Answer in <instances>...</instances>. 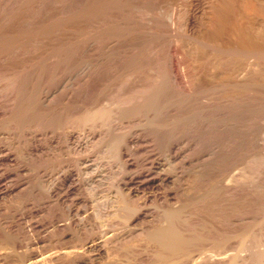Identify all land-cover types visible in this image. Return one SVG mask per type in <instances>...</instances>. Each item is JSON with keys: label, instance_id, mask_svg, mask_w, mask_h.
I'll list each match as a JSON object with an SVG mask.
<instances>
[{"label": "rangeland", "instance_id": "obj_1", "mask_svg": "<svg viewBox=\"0 0 264 264\" xmlns=\"http://www.w3.org/2000/svg\"><path fill=\"white\" fill-rule=\"evenodd\" d=\"M158 9L0 0V264H264V104L137 100L169 44Z\"/></svg>", "mask_w": 264, "mask_h": 264}, {"label": "bare ground", "instance_id": "obj_2", "mask_svg": "<svg viewBox=\"0 0 264 264\" xmlns=\"http://www.w3.org/2000/svg\"><path fill=\"white\" fill-rule=\"evenodd\" d=\"M83 2L81 1V4H83ZM111 3H112V1H111ZM166 3L167 4L169 3L168 5L170 6L169 7L170 14H169V11H168V13H166V9H168V7H165L163 5V4L166 5ZM162 5L166 8L165 9L163 7L165 9V11L161 10ZM95 6H97V5H95ZM95 6H94V8H95ZM104 6H106V5H104ZM82 8H80V9H82ZM104 9H107V7ZM142 9H144V8H142ZM157 9H158L157 10V21H156L157 22V29H155V30H157V39L156 40H157V42L162 40V35H161L162 32H160V31H163V30H160V29H163V28H161L163 21H161V15L168 14L169 15L168 20H167L168 23L165 24V22H164V24L167 26V29L165 28L167 31H166V35H164L165 33L163 35L167 39L165 43H167V41L169 40L168 41L169 44H168L167 49H166V46H164L166 49L165 53H164L163 50H161L164 47L161 48V44L157 43L159 45V48L156 49L157 55H158V56H156L157 57V65H156L157 66V76L156 77L154 76V78H153V79H157V84L155 83V86L149 85V86H147L146 89H145V84H144V86H143L144 90H142V93L139 92L138 93L139 95L138 94H137L138 96L136 95L137 100L143 101L146 99L147 101H149L148 100L149 97L151 98L153 95H157V104H159V102H162V101L167 102L168 93H170L169 91H171L172 87H173V89L175 91L172 90L169 96H174V97L175 96H178V97L181 96L182 101L184 100V98L186 99L185 101H188L189 99L193 100L198 96L201 97V95L203 96V94H202L203 92L210 93V95L206 93V96H205L206 100L209 101V102L205 101V103L206 102L208 103V104L206 103L205 107H210V108H214V106H216V108L217 107L221 108L220 106H223L225 104H232V105L238 104L240 107L241 106L243 107L244 105L247 106L248 104H250V105L255 104V103H257V105H258V103L264 104V0H157ZM155 11H156V9H155ZM142 13H144V11ZM135 14H136V11H135ZM109 15H110V13H109ZM110 17H108V19ZM95 18H96V16H95ZM130 18H128V20ZM139 18H141V16ZM104 19H106V18L104 17ZM116 19H118V18H116ZM133 19H134V17H133ZM113 20H115V19H113ZM118 20H120V19H118ZM126 21H127V19H126ZM139 22H141V21H139ZM133 25H134V22H133ZM154 25H156V24H154ZM150 34L152 35V33H150ZM149 38H147V39H149ZM81 41L83 43L84 40L81 39ZM130 41H131V39H130ZM164 45H166V44H164ZM160 50L162 51V53ZM131 51H129V52H131ZM150 51H152V50H150ZM159 51H160L161 55L163 53L165 54V56H163L164 59H160V56L158 54ZM135 52H134V54H135ZM152 53H151V56H152ZM129 56L131 59L132 56L131 55H129ZM147 56H149V55H147ZM133 57H134V55H133ZM158 59H160V60H158ZM151 60H152V58H151ZM174 65H178L176 69H178L179 66H181V73H180V68H179V70H177L179 72L180 76L182 75L181 77H179L178 72H176L178 74V76L176 74L172 73L174 70L171 71V69L174 68ZM152 68H154V67H152ZM152 68H151V70H153ZM146 69L147 68H145V70ZM140 71L141 70H139V72ZM133 72H134V70H133ZM143 72H144V70H143ZM135 73H137L139 75L141 72L138 73L135 70ZM133 74L131 75V73H130L129 75H131V77H132ZM137 74H134V76L136 77ZM138 75H137V77H138ZM6 76H7V74H6ZM137 77H136V79H139ZM139 77H141V76L139 75ZM128 78H129V80H131V78L129 76L126 79H128ZM5 80H6V78H5ZM7 80H8V78H7ZM154 81H156V80H154ZM7 82H9V81H7ZM10 82L13 83V81H10ZM127 82H128V80L126 81V83ZM171 85H176V88H174V86H172L170 88ZM143 87H140V89H142ZM123 89H125V88H123ZM163 93H165V94L167 93L166 99L162 98ZM207 95L210 97V99L213 100V103L211 102V104H210V100L207 99L208 98ZM178 97H176V98H178ZM202 98H204V97H202ZM202 98H201V100L204 101L205 98H204V100ZM170 99H172V97L168 98V100H170ZM133 100H132V97H130L129 99L126 100L125 103L131 102ZM178 100L177 99L175 100L177 102V103L175 102L176 104L179 103ZM124 101H125V99H124ZM153 102H154V100H153ZM188 102H191V101H188ZM215 102L220 103V104H218L219 106L215 105ZM139 103H140V101H139ZM180 103H182V102H180ZM205 103L203 102V105ZM209 104L211 106L213 104L214 105H213V107H211V106H209ZM127 106H129V105H127ZM161 106H162V110H163V103H162V105L159 104V106H158L159 109H161L160 108ZM165 106H167V105H165ZM165 106H164V108H165ZM251 106H253V105H251ZM199 107L201 108V106H199ZM202 107H204V106H202ZM257 107H259V106H257ZM236 108H238V107H236ZM151 109H153V108L151 107ZM257 109L259 110V108H257ZM257 109H255V110H257ZM187 110H188V108H187ZM208 110H209V108H208ZM132 111H134V110H132ZM94 112H96V114ZM94 112H93L94 116L96 115V117H101L100 115L103 116V113L106 111L102 112V110H98V111H94ZM108 113L109 112H106V114H104V116L105 115L109 116L110 114H108ZM256 113H257V111H256ZM196 116H198V115H196ZM244 120H246V118ZM167 122H169V121H167ZM161 123H160V125H161ZM240 125H241V123H240ZM167 226H169V225H167ZM173 229L175 230V227ZM173 229L171 228L172 231L169 232L170 231V226H169V231H167V229L163 230L164 232L166 231L167 233L166 232L164 233L162 230H161L162 231L161 232L159 230L160 232L157 231L158 233H156V231H155V233L153 235H151L152 238L156 237L157 241L159 242L158 244L160 245V248H159L160 250H159V252H156V253H158L156 256L160 255L159 257H161L162 260H160L159 257H157V258H159V261H162V263H163V259L165 257L168 260V258H173V256L175 257L176 256L175 253H177L178 256H180L181 253H183V249L180 248L182 246L180 243H183L182 238L184 239V242H186L185 241L186 238L182 237V235H181L182 238L180 236L176 235L180 230H177V232H176V231H173ZM176 229H177V227H176ZM156 230H157V228H156ZM178 234H181V233H178ZM187 240H188V238H187ZM153 241H155V240H153ZM183 246H184V243H183ZM180 250L182 251L181 253H180ZM178 252L180 253V255L178 254ZM169 253L174 254V255L171 256ZM167 255L169 256L168 258H167ZM48 257L46 256L47 259H48ZM40 258H39V260H40ZM46 258H45V262H47ZM42 259H44V258H42ZM42 259L40 261H42ZM166 259H164V260H166ZM39 260H38V262H40ZM51 260H53V259H51Z\"/></svg>", "mask_w": 264, "mask_h": 264}]
</instances>
